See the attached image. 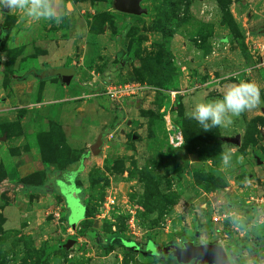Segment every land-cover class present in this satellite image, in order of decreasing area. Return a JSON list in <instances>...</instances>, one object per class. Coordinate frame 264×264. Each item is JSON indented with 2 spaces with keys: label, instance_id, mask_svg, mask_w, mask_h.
<instances>
[{
  "label": "rangeland",
  "instance_id": "obj_1",
  "mask_svg": "<svg viewBox=\"0 0 264 264\" xmlns=\"http://www.w3.org/2000/svg\"><path fill=\"white\" fill-rule=\"evenodd\" d=\"M142 5L60 0L59 24L0 7V264H177L158 251L184 239L264 264V112L209 131L186 116L240 80L264 100V0ZM73 66L70 85L33 74ZM130 80L143 89L120 103L95 93ZM116 234L128 248L106 247Z\"/></svg>",
  "mask_w": 264,
  "mask_h": 264
},
{
  "label": "clouds",
  "instance_id": "obj_2",
  "mask_svg": "<svg viewBox=\"0 0 264 264\" xmlns=\"http://www.w3.org/2000/svg\"><path fill=\"white\" fill-rule=\"evenodd\" d=\"M0 7L18 11L34 22L48 20L59 24L67 14L60 7V0H0ZM262 104L260 85L254 80H240L227 85L220 98L196 103L186 116L196 120L204 131H209L216 127H228L233 118ZM231 156V150L222 153L224 165L230 163Z\"/></svg>",
  "mask_w": 264,
  "mask_h": 264
},
{
  "label": "water",
  "instance_id": "obj_3",
  "mask_svg": "<svg viewBox=\"0 0 264 264\" xmlns=\"http://www.w3.org/2000/svg\"><path fill=\"white\" fill-rule=\"evenodd\" d=\"M114 7L117 11L130 15L141 16L148 13V9L142 5V0H114ZM3 10L5 12L10 11L7 8H3ZM2 61V57L0 56V70ZM33 74L40 79H44L47 75L59 77L64 84L70 85L76 75V68L74 66L70 68L59 67L45 70L41 73L34 71ZM260 108L264 112V104L260 105ZM225 140L240 145L242 137L238 134L234 137H225ZM102 144L103 141L99 140L94 146V150ZM73 228H76V225H73ZM158 253L172 254L177 262L182 264L191 263L193 260H196L198 264H231L225 248L217 242L195 244L192 241H187L183 246L170 243L165 245L164 251H158Z\"/></svg>",
  "mask_w": 264,
  "mask_h": 264
},
{
  "label": "built area",
  "instance_id": "obj_4",
  "mask_svg": "<svg viewBox=\"0 0 264 264\" xmlns=\"http://www.w3.org/2000/svg\"><path fill=\"white\" fill-rule=\"evenodd\" d=\"M260 61L262 64H264V58H260ZM143 86L136 82V81H132L130 80L129 82L126 83H111L109 85H106L103 90L101 92L96 91V94H103L106 95L109 99H111L113 102H117L120 103L121 100L124 97H134L136 94L140 93V91H142ZM122 105V104H120ZM177 130V128L175 126L172 127L171 129V141L174 144L179 143V145L183 144L184 142V137L182 132H180ZM175 146V145H174ZM262 203H264V199L261 200ZM215 221H219V217L215 218Z\"/></svg>",
  "mask_w": 264,
  "mask_h": 264
},
{
  "label": "trees",
  "instance_id": "obj_5",
  "mask_svg": "<svg viewBox=\"0 0 264 264\" xmlns=\"http://www.w3.org/2000/svg\"><path fill=\"white\" fill-rule=\"evenodd\" d=\"M229 14H230V12H229ZM133 16H135V17H140V16H136V15H133ZM185 136V139H186V141H189L190 140V136H189V130L187 129V127H186V129H185V131H184V135H183V137ZM184 143V142H183ZM146 177H148V176H146ZM146 177H144V178H146ZM19 184H23V185H27L28 186V184L27 183H23V182H18ZM146 194H147V198H146V200H147V203L149 202V199H151V200H153V197H154V192H153V190H151L150 189V186L149 185H147V189H146ZM61 196V195H60ZM87 214H88V210H87ZM65 215V214H64ZM88 217H89V215H86V219H85V221L83 222V223H81V224H79L78 226H80V234L81 235H84L86 232H87V230H88V225H87V223H88ZM77 228V227H76ZM119 237V235L118 234H116V235H114L112 238H110L109 240H108V242H107V244H106V247L107 248H111L112 249V246H114V244H116L115 242L113 243L112 241L113 240H115V238L117 239ZM257 238H259V239H261L262 237L261 236H257ZM119 239V243H121V245H124L125 246V240H123V239H121V238H118ZM130 241H132V240H129V242ZM139 244V243H138ZM142 245V244H141ZM165 246V245H164ZM125 247H127V246H125ZM140 247V246H139ZM128 248V247H127ZM141 249V251L143 252V250H144V248H143V246L140 248ZM148 256H152L151 255V253H149V252H147L146 253ZM160 256L162 255L163 256V254H161V253H158ZM156 257H158V256H156ZM165 257H168V256H165ZM165 257H163V258H165ZM162 257H160V259H161ZM171 258V260H174L177 264H182V263H178L177 262V260L174 258V257H170Z\"/></svg>",
  "mask_w": 264,
  "mask_h": 264
},
{
  "label": "flooded vegetation",
  "instance_id": "obj_6",
  "mask_svg": "<svg viewBox=\"0 0 264 264\" xmlns=\"http://www.w3.org/2000/svg\"><path fill=\"white\" fill-rule=\"evenodd\" d=\"M2 8H3V7H2ZM0 56H1V55H0ZM2 62H3V61H2ZM1 67H2V66H1ZM42 71H45V70H42ZM42 71H41V72H42ZM47 76H48V75H47ZM47 76H46V77H47ZM46 77H45V78H46ZM184 240H185V239H184ZM184 240L181 241V243H180V244H177V245H178V246H183V244L185 243ZM193 242H194L195 244H197L196 241H193ZM174 243H175V242H174ZM206 243H207V242H206ZM168 244H170V242H169ZM168 244H166V245H168ZM175 244H176V243H175ZM163 246H164V245H163ZM164 257H165V256H164ZM169 257H173V256L171 255V256H169ZM162 258H163V257H162ZM191 263H192V264H198V263L196 262V260L191 261Z\"/></svg>",
  "mask_w": 264,
  "mask_h": 264
},
{
  "label": "crops",
  "instance_id": "obj_7",
  "mask_svg": "<svg viewBox=\"0 0 264 264\" xmlns=\"http://www.w3.org/2000/svg\"><path fill=\"white\" fill-rule=\"evenodd\" d=\"M264 38V37H263ZM62 197V196H61ZM160 246H162V245H160Z\"/></svg>",
  "mask_w": 264,
  "mask_h": 264
}]
</instances>
